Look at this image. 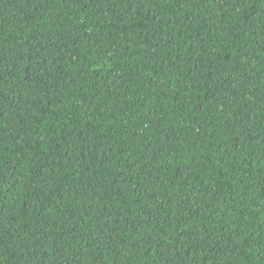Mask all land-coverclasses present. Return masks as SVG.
Wrapping results in <instances>:
<instances>
[{"label": "trees", "instance_id": "1", "mask_svg": "<svg viewBox=\"0 0 264 264\" xmlns=\"http://www.w3.org/2000/svg\"><path fill=\"white\" fill-rule=\"evenodd\" d=\"M0 264H264V0H0Z\"/></svg>", "mask_w": 264, "mask_h": 264}]
</instances>
